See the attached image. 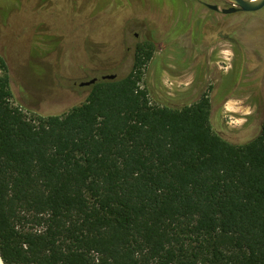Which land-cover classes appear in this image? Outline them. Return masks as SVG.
<instances>
[{
    "label": "trees",
    "instance_id": "obj_1",
    "mask_svg": "<svg viewBox=\"0 0 264 264\" xmlns=\"http://www.w3.org/2000/svg\"><path fill=\"white\" fill-rule=\"evenodd\" d=\"M141 84L98 79L40 115L14 103L0 56L2 264H264V116L233 143L206 95L176 105Z\"/></svg>",
    "mask_w": 264,
    "mask_h": 264
},
{
    "label": "rangeland",
    "instance_id": "obj_2",
    "mask_svg": "<svg viewBox=\"0 0 264 264\" xmlns=\"http://www.w3.org/2000/svg\"><path fill=\"white\" fill-rule=\"evenodd\" d=\"M176 3L165 10L173 19L165 26L152 0H0V56L14 103L40 115L67 112L90 92L81 83L135 69L152 100L183 105L206 95L214 130L233 143L252 139L264 116V7L208 12L211 27L193 34L189 1ZM241 66L250 86L230 83Z\"/></svg>",
    "mask_w": 264,
    "mask_h": 264
},
{
    "label": "flooded vegetation",
    "instance_id": "obj_3",
    "mask_svg": "<svg viewBox=\"0 0 264 264\" xmlns=\"http://www.w3.org/2000/svg\"><path fill=\"white\" fill-rule=\"evenodd\" d=\"M153 2H157V7L160 12H162V22L164 23L165 26H168L170 23H172L173 19L170 17L165 16V10L167 9L168 6L177 4L176 2L180 0H152ZM183 1H189L190 3V17L189 21L186 24V28H190L191 32L193 34L197 33L199 29L202 28H210L211 27V21L209 18V13L213 12L215 14L220 13L221 15H224L225 17L229 16H234V15H244V14H257L261 12L262 8L254 11V12H243V11H234L231 13H226L225 11L229 10L232 5H230L227 1L225 0H218V4L211 5L208 2L211 0H183ZM175 10V9H174ZM209 12V13H208ZM172 19V20H171ZM221 24L223 23V20L220 22ZM165 28V27H162ZM245 32H242L243 38L245 37ZM135 38L138 37L137 34L134 35ZM154 44L156 41H153ZM244 71L242 66L239 68L235 67L234 71L231 75L228 77L232 79L235 78L236 80L242 78ZM231 76V77H230Z\"/></svg>",
    "mask_w": 264,
    "mask_h": 264
},
{
    "label": "water",
    "instance_id": "obj_4",
    "mask_svg": "<svg viewBox=\"0 0 264 264\" xmlns=\"http://www.w3.org/2000/svg\"><path fill=\"white\" fill-rule=\"evenodd\" d=\"M225 1H227L230 5H232V7L229 10L225 11L226 13H231L237 10L243 12H254L264 7V0H225ZM102 79L113 80L115 79V76H103ZM96 81L97 79L94 78L90 81L81 83L80 86L93 85Z\"/></svg>",
    "mask_w": 264,
    "mask_h": 264
},
{
    "label": "bare ground",
    "instance_id": "obj_5",
    "mask_svg": "<svg viewBox=\"0 0 264 264\" xmlns=\"http://www.w3.org/2000/svg\"><path fill=\"white\" fill-rule=\"evenodd\" d=\"M0 264H1V261H0Z\"/></svg>",
    "mask_w": 264,
    "mask_h": 264
}]
</instances>
